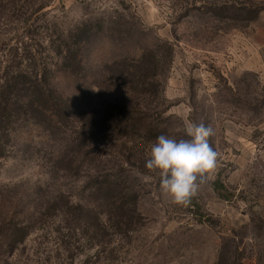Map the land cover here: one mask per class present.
I'll return each instance as SVG.
<instances>
[{
    "label": "rangeland",
    "instance_id": "1",
    "mask_svg": "<svg viewBox=\"0 0 264 264\" xmlns=\"http://www.w3.org/2000/svg\"><path fill=\"white\" fill-rule=\"evenodd\" d=\"M81 24L78 66L59 51ZM20 69L63 115L0 132V264H264V0H0V83ZM128 104L139 129L107 128ZM191 122L220 163L178 206L144 165Z\"/></svg>",
    "mask_w": 264,
    "mask_h": 264
},
{
    "label": "trees",
    "instance_id": "2",
    "mask_svg": "<svg viewBox=\"0 0 264 264\" xmlns=\"http://www.w3.org/2000/svg\"><path fill=\"white\" fill-rule=\"evenodd\" d=\"M90 29L81 24L74 33L70 34L69 40L63 46H67L59 51L62 61L69 59L71 62L81 65V43H86ZM69 43V44H68ZM64 54V55H63ZM137 65H131L133 71L129 72L131 91L135 94H144L149 91L148 86L154 85L148 82L152 68L151 64L155 62V55L142 57ZM46 70V66L43 67ZM155 91V88H154ZM59 95L56 89L50 85L49 89H45L41 80L37 75L31 76V73L20 69L19 71L6 74L0 83V132L9 127V123L14 121L16 116H24L40 120L43 118L48 124H60L63 115V109L55 110V96ZM134 106L121 105L108 108L110 111L107 116L105 126H112L119 132L131 129H139L138 120L130 121L132 108ZM109 117V118H108ZM153 132V129H151ZM218 186L222 187L220 183ZM239 260V257H236ZM241 260V259H240Z\"/></svg>",
    "mask_w": 264,
    "mask_h": 264
},
{
    "label": "clouds",
    "instance_id": "3",
    "mask_svg": "<svg viewBox=\"0 0 264 264\" xmlns=\"http://www.w3.org/2000/svg\"><path fill=\"white\" fill-rule=\"evenodd\" d=\"M186 138L159 135L151 144L145 168L159 176L161 193L178 206H188L205 179L211 180L219 167L220 153L210 143L214 129L191 122Z\"/></svg>",
    "mask_w": 264,
    "mask_h": 264
}]
</instances>
